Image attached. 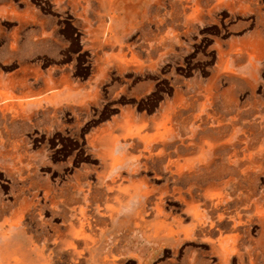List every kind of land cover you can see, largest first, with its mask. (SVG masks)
Segmentation results:
<instances>
[{"label":"rangeland","instance_id":"1","mask_svg":"<svg viewBox=\"0 0 264 264\" xmlns=\"http://www.w3.org/2000/svg\"><path fill=\"white\" fill-rule=\"evenodd\" d=\"M56 84L55 101L28 106L25 118L23 105ZM182 94L187 152L206 142L182 175L198 218L172 176L156 172L157 159L133 150L136 179L164 190L158 237L124 208L98 236L93 262L56 251L52 264H264V0H110L108 11L104 0H0V224L13 218L22 185L5 170L2 149L13 141L35 156L40 183L65 190L88 181L94 193L102 140L120 136L129 112L152 121ZM44 216L46 226L27 214L0 236V261L12 253L41 263L33 245L54 233L51 223L65 229L49 207Z\"/></svg>","mask_w":264,"mask_h":264},{"label":"bare ground","instance_id":"2","mask_svg":"<svg viewBox=\"0 0 264 264\" xmlns=\"http://www.w3.org/2000/svg\"><path fill=\"white\" fill-rule=\"evenodd\" d=\"M109 5L110 0H104L105 11H108ZM106 37L105 35L104 40ZM57 88L58 85L50 86L46 96L54 97ZM5 90V94L9 95V89L5 87ZM184 101L180 98L177 106L175 103L174 107L169 105L159 119H153L150 123L144 117L129 116L119 137L109 135L102 140L105 146L102 153L104 171L99 188L94 193L88 181L71 186L70 189L59 190L49 180L40 183L39 180L32 179L29 185L17 189L19 192L15 199V214L10 221L0 224V236L6 238L8 232L20 228L27 214L37 215L40 225L46 226L44 213L49 207L56 217L62 218V227L65 229L51 223L54 233L42 234L41 242L33 245L43 261L40 264H52V255L56 251L67 254L72 261L88 255L87 262H93L98 249V236L104 235L109 222L114 223L124 208L132 210L130 214L136 228L145 231L148 237L156 238L157 234H152V227L158 223L156 221L166 224L163 220L167 216L163 208L164 190L159 188L156 193L157 188L148 179H136L140 167L136 165L138 157H134L133 150H138L141 154L146 152L148 159H157L159 165L156 172L172 176L174 194L177 192L178 199L188 205V211L193 217L198 218L197 206L190 203L196 201L195 196L192 189H184L182 175L197 159L193 156L201 154L205 149L206 142L201 140L195 146L194 153L187 152L186 136L189 130L186 122L181 119L185 117L187 109ZM175 136L180 138V145L173 150L174 145L171 143ZM119 145H122L121 150H117ZM10 167L21 181H25V171L30 167L39 169V164L32 166L17 160ZM144 167L147 169V163ZM126 180L130 185L125 184ZM165 190L169 191L168 186ZM188 192L193 198L191 201L187 200ZM152 197L156 198L155 201H152ZM131 203L135 204L134 208ZM177 228L181 229V225ZM218 252L222 257H227L221 250Z\"/></svg>","mask_w":264,"mask_h":264},{"label":"crops","instance_id":"3","mask_svg":"<svg viewBox=\"0 0 264 264\" xmlns=\"http://www.w3.org/2000/svg\"><path fill=\"white\" fill-rule=\"evenodd\" d=\"M227 73H231L232 74V71H230V70H228V68H226V70H225ZM46 94L47 93H45L44 94V96L41 98V99H37V100H35V101H27V103H26V105H23L24 107H25V109L28 107V106H30V105H33V104H37V103H40V102H42V101H47V102H50V103H52V102H54L55 101V98L57 97V95H58V93L54 96V97H47L46 96ZM183 95V94H182ZM46 96V97H45ZM188 96V95H187ZM184 95H183V99H184ZM185 102V101H184ZM169 105H171L172 107H174V102L172 103V101H167L166 103H165V105H163V108H162V111L164 112L165 111V109L167 108V107H169ZM185 106L187 107V109H186V111H188L190 108H189V104H187V103H185ZM29 111V110H28ZM28 111H27V109L24 111V113H22L23 114V116L25 117V118H29V115H28ZM134 113L133 112H129L127 115H126V119H125V121H124V123H126V121H127V118H129V116H137L136 114L135 115H133ZM163 114V113H162ZM162 114H160V116H158L156 119H159V117H161V115ZM54 115H56V114H54ZM145 117V116H144ZM155 118V117H154ZM148 121H151V119H148V118H146ZM11 147L10 148H6V149H2V150H6V157L5 156H3V158L5 157V159H6V163H5V170H6V172L10 175V176H12L14 179H16L15 177V175H17L16 174V172L15 171H13L12 170V168L10 167V164H13V163H15V161H16V159H20V158H23V159H25V161L24 160H22L24 163H26V164H31L32 166L33 165H35V164H37V162H36V158H35V156H32V155H30V150L27 148V147H24V146H22L20 143H19V141L18 140H15V141H13L12 142V144L10 145ZM20 149H22V151H24V152H20V153H17L16 152V150H20ZM17 157V158H16ZM10 159V160H9ZM151 160H153V159H151ZM36 171H37V169L35 170L33 167H30V169L29 170H26L25 171V173H24V177L26 178V180L25 181H21L20 179V181H21V187L22 186H24V185H29V183H30V181L32 180V179H34L35 178V175H36ZM31 175V176H30ZM18 176V175H17ZM36 180V179H35ZM19 191L16 189V192H15V199H16V194L18 193ZM16 201V200H15ZM16 262H19V264H24L23 263V260L20 258V257H18L17 255H13L12 253H11V256L10 257H7V258H2V260L0 261V264H16ZM43 261H41V263H42ZM38 264H40V262L38 263Z\"/></svg>","mask_w":264,"mask_h":264}]
</instances>
